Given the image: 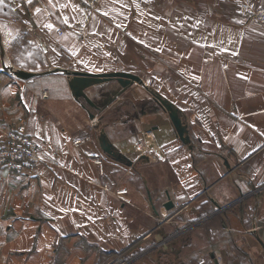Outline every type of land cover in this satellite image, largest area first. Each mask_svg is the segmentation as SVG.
Listing matches in <instances>:
<instances>
[{
    "label": "crops",
    "instance_id": "1",
    "mask_svg": "<svg viewBox=\"0 0 264 264\" xmlns=\"http://www.w3.org/2000/svg\"><path fill=\"white\" fill-rule=\"evenodd\" d=\"M242 3L264 6L101 0L85 22L81 0L68 8L48 0L0 3V46L14 68L104 73L92 67L106 56L157 53L158 93L174 103L189 136L180 140L158 103H145L139 115L125 110L127 99L92 95L112 81L86 90L95 109L74 99L66 74L24 80L0 58V138L23 123L42 146L35 170H0V264H124L122 253L133 256L128 264H221L224 249L242 239L252 257L264 259V26L244 22ZM17 41L26 44L29 66L10 58ZM101 132L131 164L103 151ZM254 192L259 205L251 216ZM167 239L157 252L145 249Z\"/></svg>",
    "mask_w": 264,
    "mask_h": 264
},
{
    "label": "rangeland",
    "instance_id": "2",
    "mask_svg": "<svg viewBox=\"0 0 264 264\" xmlns=\"http://www.w3.org/2000/svg\"><path fill=\"white\" fill-rule=\"evenodd\" d=\"M213 14H216V16ZM217 14H220L219 11H213L212 16L217 18ZM241 18L243 19L242 16ZM244 22L247 23L246 20H244ZM11 43H12L11 44L12 50H17L18 47H20V49H18L17 54L15 52H12V50H10L9 51L10 58H12L16 64H20L21 66H29L30 64L29 61L32 58L29 57L28 55L23 54V51H25V48H26V44L24 42H18V41L11 42ZM3 49H4V46L2 43V46H0V55L2 53L3 56L2 57L0 56V58H3V60H5L3 64L6 65L10 61H9V58H7L6 56V52H5L6 49L4 50ZM120 54L121 55L116 53L113 58L106 56L105 59H103V64L101 66L92 67V68L98 69V70H105V71L109 70L107 72H111L110 70H112V71H120V72L125 71V72L132 73L134 75L137 74L140 76L141 81L144 84H141L138 82L136 83L132 82V84L129 85L128 87L123 88L116 81H112V83L108 84L109 86L107 87V89H103L101 87H98L97 89L96 87H93L92 95L96 96L100 94V92H104V94H107V96L104 97L106 100L111 99V98L114 100H117L116 99L117 97L123 100L127 99L126 102L124 103L125 110L127 112L129 110L130 112L137 111V113L140 115L139 110L141 107L145 106V103H152V104L156 103L157 105V102L155 98L153 97V93L154 92L158 93L159 92L158 90L160 87V82L158 79V74H159L158 59L159 57L157 53H152V51H150V55L147 58L145 55H142V53L137 52V49L133 50V54L130 53L131 55L129 54V52L124 53V51H121ZM107 72H104V73H107ZM125 96H132L135 99V101L138 102L136 109H134L132 103L130 102L132 98L128 99V98H125ZM81 100L83 101L84 106L88 105L85 100L83 99ZM257 192H259V190H257ZM254 193H255L254 194L255 196L253 195L254 199L250 200L247 203V206H248L247 214L251 216L259 205V197H257L258 193L256 192ZM169 241L170 239H167L166 241H163L164 243L162 242L163 244L160 243L157 246L153 243L149 245L148 247H146L145 249H147L148 251L151 250L152 252L153 251L157 252V247L158 248L160 247L159 249H161L164 246V244H167V242ZM231 241L233 242L232 238H231ZM249 245H250L249 242L245 240L243 241L242 239L241 246L239 244H235V245L231 244L229 248H225V249L223 248L224 256H222V258L223 260H225V262L222 261L221 264H264V259L260 260L259 258L258 260L256 257L254 256L252 257L251 253L249 252ZM257 249L259 250V252L263 251L260 247H257ZM192 250H193L192 248L184 249V254L187 252L185 256L187 257L190 254V252L188 251H192ZM209 254L210 253H205L204 258L207 260L211 259L209 257ZM120 256L124 258V261H125L124 264H128L129 263L128 259L130 260L133 257L132 255L131 256L124 255L123 253ZM114 257H117V255H114ZM189 257H191V255H189ZM110 259L111 258L109 257L107 260H110ZM212 264H215V263H212Z\"/></svg>",
    "mask_w": 264,
    "mask_h": 264
},
{
    "label": "water",
    "instance_id": "3",
    "mask_svg": "<svg viewBox=\"0 0 264 264\" xmlns=\"http://www.w3.org/2000/svg\"><path fill=\"white\" fill-rule=\"evenodd\" d=\"M0 44H1V39H0ZM3 56V54L1 53V57ZM4 70L8 73H11L12 75H14L16 78H20V79H30L33 78V76H36L38 74H46L47 72L50 73H60V74H66L67 76H69V80H68V86L71 90V94L74 97L75 100L78 99H83L86 101V103L90 106V107H94L95 109H99L98 105L96 104V102L94 100H91L87 93L86 90L89 87H92V85L94 84H100V83H105L107 81H116L118 84L121 85V87H128L129 85L132 84V82H138L141 84V78L139 75H134L132 73L129 72H125V71H111V72H107V73H89V72H84V71H69L66 69H49L47 70V72H42V73H38V72H30V71H26L23 70L21 68H14V66L8 62L6 65H4ZM120 93V91H119ZM153 97L155 98L156 102L159 104V106L165 111L168 112L169 114V118L171 121L172 126H174L175 132L177 134V136L180 138L181 141H185V142H189V136H188V129L187 126H185V124L183 123V121L181 120V116H180V112L178 111V109L176 108V106L174 105V103H172L170 100L168 99H164L163 97H161L159 95V93L154 92L153 93ZM90 114V117L93 118L94 114ZM99 142L102 146L103 151L110 155L112 158H114L117 161H120L122 163H126V164H131V161L126 158L125 156H123L119 151H117V149L113 146L112 143H110V141H108L106 135L104 132H101L100 136H99ZM249 195V194H248ZM242 199H240L239 201H235L232 204H235L237 202L242 201ZM168 202L165 203L164 207L167 210H170V208L173 207V202L171 200H167ZM229 207V206H228ZM224 209V208H222Z\"/></svg>",
    "mask_w": 264,
    "mask_h": 264
},
{
    "label": "built area",
    "instance_id": "4",
    "mask_svg": "<svg viewBox=\"0 0 264 264\" xmlns=\"http://www.w3.org/2000/svg\"><path fill=\"white\" fill-rule=\"evenodd\" d=\"M101 0H81L82 17L85 22L90 20L92 14L96 11ZM240 15L251 25L264 26V6L255 7L247 3L239 5ZM63 28H59L58 33L61 34ZM42 97H47V92L43 91ZM86 138L80 137L73 141L75 146H79ZM42 146L38 144L36 139L31 137L26 131L25 125L20 123L15 126H9L5 129L0 138V170H8L9 172H31L36 169L40 163V155ZM96 164L101 170V160L96 159ZM118 194L126 193L125 190L117 191Z\"/></svg>",
    "mask_w": 264,
    "mask_h": 264
},
{
    "label": "snow or ice",
    "instance_id": "5",
    "mask_svg": "<svg viewBox=\"0 0 264 264\" xmlns=\"http://www.w3.org/2000/svg\"><path fill=\"white\" fill-rule=\"evenodd\" d=\"M2 2H3V0H0V3H2ZM27 2H28V3H31L32 0H27ZM86 2H87V0H85V3H86ZM48 3H49V5H51L53 8H55V7H57V6H59V7H61V8H68V7L71 5V0H67V2H66V3H63V4L60 3V0H48ZM72 7H73L74 9L76 8L75 5H72ZM35 11H36L37 13H40V12H41V9H40V8H36ZM105 15H107V13H105ZM63 23L67 24L68 21L65 19V20L63 21ZM45 27H47V28H49V29H54V25L51 24V23L46 24ZM73 210H74V211H80L79 208H76V209H73Z\"/></svg>",
    "mask_w": 264,
    "mask_h": 264
}]
</instances>
